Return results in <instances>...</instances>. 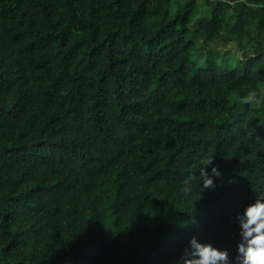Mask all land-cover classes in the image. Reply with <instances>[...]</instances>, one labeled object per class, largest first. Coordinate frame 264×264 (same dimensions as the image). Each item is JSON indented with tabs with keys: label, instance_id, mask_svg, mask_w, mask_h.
I'll return each mask as SVG.
<instances>
[{
	"label": "trees",
	"instance_id": "trees-1",
	"mask_svg": "<svg viewBox=\"0 0 264 264\" xmlns=\"http://www.w3.org/2000/svg\"><path fill=\"white\" fill-rule=\"evenodd\" d=\"M260 191L264 0H0V264L235 255Z\"/></svg>",
	"mask_w": 264,
	"mask_h": 264
},
{
	"label": "clouds",
	"instance_id": "clouds-1",
	"mask_svg": "<svg viewBox=\"0 0 264 264\" xmlns=\"http://www.w3.org/2000/svg\"><path fill=\"white\" fill-rule=\"evenodd\" d=\"M221 176L220 169L213 163V154L206 155L198 174L186 173L182 184L185 191H191L195 184L201 194L203 189L215 188L218 182L214 178ZM235 221L239 235L235 255L227 247H218L193 235L176 258V264H264V191L256 193L255 198L236 213Z\"/></svg>",
	"mask_w": 264,
	"mask_h": 264
},
{
	"label": "rangeland",
	"instance_id": "rangeland-1",
	"mask_svg": "<svg viewBox=\"0 0 264 264\" xmlns=\"http://www.w3.org/2000/svg\"><path fill=\"white\" fill-rule=\"evenodd\" d=\"M178 4H172V11H175L177 8H178ZM206 12H207V14L209 15V9H207L206 8ZM209 44V43H208ZM208 44H207V41L205 40V39H203V41H202V45H203V47H206V46H208ZM215 45V47H216V49H221V47H222V43H221V41H219V42H217L216 44H214ZM229 46H233V47H236V44L235 43H229Z\"/></svg>",
	"mask_w": 264,
	"mask_h": 264
}]
</instances>
